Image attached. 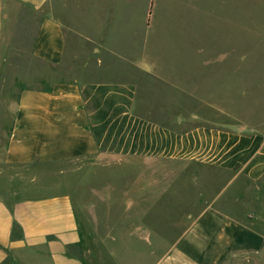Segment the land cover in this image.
<instances>
[{"label":"crops","instance_id":"crops-1","mask_svg":"<svg viewBox=\"0 0 264 264\" xmlns=\"http://www.w3.org/2000/svg\"><path fill=\"white\" fill-rule=\"evenodd\" d=\"M154 3L140 14L141 0H0V39L13 5L33 11L31 55L50 69L19 92L3 130L0 264H264V132L172 96L190 89L144 53ZM199 58L203 70L227 56ZM173 163L241 186L222 199L209 183L210 197L175 219L167 209L156 229L151 205L167 187L146 173L188 171Z\"/></svg>","mask_w":264,"mask_h":264},{"label":"rangeland","instance_id":"rangeland-1","mask_svg":"<svg viewBox=\"0 0 264 264\" xmlns=\"http://www.w3.org/2000/svg\"><path fill=\"white\" fill-rule=\"evenodd\" d=\"M145 1L141 0L140 14ZM154 6V24L144 53L162 65L171 63L179 82L190 89L186 97L182 93L172 96H177L178 102L191 101V105H198L206 117H211L212 112L213 118L221 122L232 118L250 121L264 132V0H155ZM11 10L4 20L0 39V145L6 140L3 130L8 128L6 124L19 92L24 88H42L40 73L50 71L31 55L38 16L18 5H13ZM138 37L140 41L145 40L142 30ZM222 54H226V62L203 70L199 66L200 55ZM109 76L120 79L117 75ZM152 94L147 95L153 105L165 100L159 93ZM173 165L187 167L188 171L164 175L159 171L145 172L149 181L167 187L163 194L165 200L151 205V218L159 230H167L164 227L167 209H171L173 219L178 218L198 194L200 198L206 194L204 188L209 183L223 189L222 199L233 196L241 186L240 181L228 186L230 175L227 173L206 170L203 173L202 169L185 163ZM105 180L116 181V177H105ZM261 194L264 199V186ZM127 243L124 248L134 247Z\"/></svg>","mask_w":264,"mask_h":264}]
</instances>
